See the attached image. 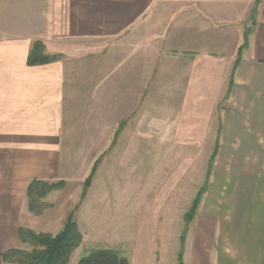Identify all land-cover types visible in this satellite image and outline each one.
<instances>
[{
    "label": "crops",
    "instance_id": "obj_1",
    "mask_svg": "<svg viewBox=\"0 0 264 264\" xmlns=\"http://www.w3.org/2000/svg\"><path fill=\"white\" fill-rule=\"evenodd\" d=\"M255 4L0 0V201L9 202L10 214L15 211L11 202L26 197L33 178L48 179V170L59 167L65 113L78 96L69 91L78 83L68 80L67 72L87 55L93 73L86 84L88 104L101 105L105 118L116 121L109 147L120 123L124 128L118 137L128 135V117L150 86L173 90L174 98L162 105L169 115L167 135L178 143L192 145L193 136L214 129L215 264H264V0L252 13ZM210 29L236 32V52L247 34L232 80L237 56L231 61L210 51ZM36 41L59 58L27 65ZM222 48L231 51L232 45ZM101 68L102 80L96 78ZM7 238L10 244L4 242L0 254L19 245L16 233L2 240ZM0 264L11 263L0 257ZM129 264L148 262L140 255Z\"/></svg>",
    "mask_w": 264,
    "mask_h": 264
},
{
    "label": "rangeland",
    "instance_id": "obj_2",
    "mask_svg": "<svg viewBox=\"0 0 264 264\" xmlns=\"http://www.w3.org/2000/svg\"><path fill=\"white\" fill-rule=\"evenodd\" d=\"M229 34L210 29L206 39L210 51L222 52L233 61L238 55L235 49L238 37L236 32ZM228 42L232 45L231 51L222 48V44ZM79 61L78 66L67 72V79L78 83L69 91L78 96L70 101L71 108L65 113L59 167L48 170V179H63L66 185L45 199L51 206L39 215L27 209V197L11 202L14 214L7 208L9 202L1 200L0 227L4 228V233H0V250L4 249V242L10 244L8 238L2 240L3 236L17 234L20 226L57 233L72 211L83 242L69 264H77L85 251L97 245L118 249L129 262L141 255L148 264H177L183 233L184 264H215L216 159L210 170L208 190L194 218L189 223L185 221V214L205 181L214 148V129L209 128L202 137L193 136L192 145L178 143V138L167 135L169 115L162 105L174 98L173 90L150 86L143 91L136 112L128 117L125 131L128 135L115 136L109 147L112 139L109 134L112 135L116 121L105 118L108 116L101 105L93 109L88 104L86 84L93 73L87 55ZM230 72L231 67L226 75L230 76ZM102 75L101 68L96 78L102 80ZM156 78L157 75L154 80ZM214 120L209 124H214ZM136 133L140 135H132ZM101 155L96 174L82 200L83 182ZM0 173H4L2 169ZM3 176L0 175V179Z\"/></svg>",
    "mask_w": 264,
    "mask_h": 264
},
{
    "label": "trees",
    "instance_id": "obj_3",
    "mask_svg": "<svg viewBox=\"0 0 264 264\" xmlns=\"http://www.w3.org/2000/svg\"><path fill=\"white\" fill-rule=\"evenodd\" d=\"M260 0H257V4ZM247 43V34L245 33L244 43L238 50L237 59L234 62L231 80L238 66L240 54ZM57 55L45 53V46L42 42L33 43L28 57L27 65H41L58 59ZM124 128V122L120 123L115 136ZM99 156L93 163L90 172L83 182V191L81 199L86 197L87 190L96 174L100 158ZM216 158V151L213 150L209 161L205 181L194 197L189 210L185 214V221L189 223L195 216L198 206L202 200L203 194L208 190L210 170ZM66 183L63 179L50 180L33 178L27 185L26 197L27 207L31 213L41 214L51 205L45 201L47 196L55 191L63 190ZM185 232V231H184ZM17 239L19 245L6 249L1 252L0 257L4 263L11 264H69L73 253L81 246L83 234L71 211L65 219L62 228L55 234L45 231H35L30 228L20 226L17 229ZM184 233L181 236V249L177 254V264H184L183 247ZM77 264H129V260L118 249L109 245H97L85 251Z\"/></svg>",
    "mask_w": 264,
    "mask_h": 264
}]
</instances>
